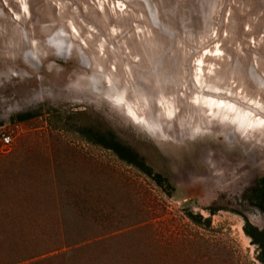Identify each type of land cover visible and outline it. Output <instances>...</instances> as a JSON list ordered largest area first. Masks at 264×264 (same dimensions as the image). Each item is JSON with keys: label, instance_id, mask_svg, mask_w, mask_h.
Masks as SVG:
<instances>
[{"label": "rangeland", "instance_id": "obj_1", "mask_svg": "<svg viewBox=\"0 0 264 264\" xmlns=\"http://www.w3.org/2000/svg\"><path fill=\"white\" fill-rule=\"evenodd\" d=\"M211 95L247 121L211 120ZM261 176L264 0H0V255L25 233L41 253L13 264H259L241 195Z\"/></svg>", "mask_w": 264, "mask_h": 264}, {"label": "trees", "instance_id": "obj_2", "mask_svg": "<svg viewBox=\"0 0 264 264\" xmlns=\"http://www.w3.org/2000/svg\"><path fill=\"white\" fill-rule=\"evenodd\" d=\"M34 115L33 113H21L16 114L12 117V120L23 121ZM82 136L86 141L102 146L103 148L112 150L120 159L125 162L138 167L143 173L151 177L159 186L166 183L167 180L147 165L143 158H141L131 147L124 144L114 132L108 128L104 130L87 127L82 132ZM241 198L249 203L250 205L257 208L259 211L264 213V176H261L255 180V182L248 188H246L241 195ZM220 208H208L210 214H214L215 211ZM187 217L195 224L201 227L209 226L210 219L203 217L201 214H194L189 212ZM243 233L249 238L250 243L255 247V259L259 264H264V225L257 227L253 225L245 216H243ZM22 241L17 250H9L7 254L0 255V262L6 264H13L16 262H24L33 260L38 257L39 253V242L34 234L25 233L22 236Z\"/></svg>", "mask_w": 264, "mask_h": 264}, {"label": "bare ground", "instance_id": "obj_3", "mask_svg": "<svg viewBox=\"0 0 264 264\" xmlns=\"http://www.w3.org/2000/svg\"><path fill=\"white\" fill-rule=\"evenodd\" d=\"M199 71H201V67H199ZM199 79H197L198 80L197 84L199 87H201ZM213 93L216 94L217 92L213 91ZM199 101L201 102H198L199 103L198 105L201 108H204L206 112H208V115L210 116L211 120H223L224 121L228 118L229 115L232 116L233 114V117H235V119L238 120L239 124L242 125L243 123L247 121V118L244 115V109L238 110L237 107L226 98H223L218 95L217 97H214V95L213 96L211 95V96H204ZM115 102L117 103V105L122 104L121 100H118V99L115 100ZM259 121L260 119H257V122Z\"/></svg>", "mask_w": 264, "mask_h": 264}, {"label": "built area", "instance_id": "obj_4", "mask_svg": "<svg viewBox=\"0 0 264 264\" xmlns=\"http://www.w3.org/2000/svg\"><path fill=\"white\" fill-rule=\"evenodd\" d=\"M10 141H11V138H10L9 135H4V136L2 137V144H3L4 146L8 145V144L10 143Z\"/></svg>", "mask_w": 264, "mask_h": 264}]
</instances>
